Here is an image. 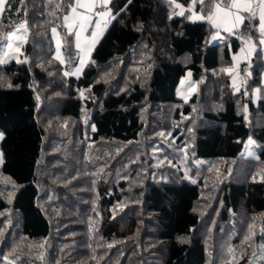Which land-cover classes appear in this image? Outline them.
<instances>
[{"label":"trees","instance_id":"obj_1","mask_svg":"<svg viewBox=\"0 0 264 264\" xmlns=\"http://www.w3.org/2000/svg\"><path fill=\"white\" fill-rule=\"evenodd\" d=\"M74 3L25 0L0 18V37L27 26V62L0 65V264H264L259 50L234 91L224 70L236 35L212 42L207 21L168 0H112L116 18L82 75L64 76L77 60L64 27ZM53 27L66 67L53 58ZM187 72L195 91L182 100ZM249 137L259 149L244 159Z\"/></svg>","mask_w":264,"mask_h":264},{"label":"snow or ice","instance_id":"obj_2","mask_svg":"<svg viewBox=\"0 0 264 264\" xmlns=\"http://www.w3.org/2000/svg\"><path fill=\"white\" fill-rule=\"evenodd\" d=\"M15 2L19 5V7H13L14 0H0V18H2L5 12L9 13L11 16L12 13L19 15L20 12L23 10V6L25 4V0H15ZM54 0H49V3H53ZM112 0H88L87 3L82 2V0H76L75 6H71V15L64 16V26L68 29V35H75L76 39V47L78 50H84L81 48V34L88 30L89 24L92 22V16L97 15L102 18H107L104 20V25L106 26L111 19L116 18V14H113L111 8H109V4ZM198 2L207 7L206 0H198ZM169 3L176 9H180L176 15H184L185 11L192 12L193 6L197 3V0H192V5H189L187 8L181 6L180 3H177L176 0H169ZM211 3L214 6V10L208 12L205 15H193L190 17L196 20H207V22L215 29H217L216 35H219V31L222 29L223 31L227 32L229 35H236L237 38L241 39L244 44L247 45V55L251 56V54L257 50V44L254 41H258L259 45H264V0H211ZM56 9L61 7L60 4L55 5ZM100 8L102 11L95 12L94 9ZM78 9H84L83 13L78 12ZM247 13V15H243ZM53 15L55 13H52ZM259 20V24H253V21ZM79 26V30L73 32L76 26ZM249 25H252L251 33L247 36H244L242 33V29L248 28ZM100 22H96L95 28H100ZM53 36L57 35V28L53 27L51 29ZM27 33V26L26 22L19 23L18 26L15 27L14 30L6 31V34L3 37H0V53H3V49L7 47L8 49H13L15 52H19L20 48L23 46L22 43H13V40L22 41L24 35ZM97 36V32L93 30L91 32L90 43L94 45L96 43L95 37ZM215 38V36H214ZM57 47V59L60 58V49H61V42L59 39L56 41ZM88 45H85L87 48ZM241 51L243 52L244 49L242 48ZM7 56L8 58L5 59L4 57ZM15 58L17 63H26L27 61L19 60L15 56H10L8 53H3L0 56V65L7 63L10 59ZM234 59L236 57L234 56ZM63 62V61H61ZM85 61L83 58H80V65L79 67L75 68L76 73H80L84 66ZM231 73L233 69H225ZM65 75H69L68 72H65ZM11 87V85H9ZM233 87L236 88L235 81L233 82ZM238 91L239 89L236 88ZM83 96V93H81ZM247 119V117H245ZM95 130V129H93ZM164 134L161 133V136ZM0 139H3V134L0 133ZM254 143L251 139L249 140V144ZM0 163H2V159H0ZM10 182V181H9ZM195 182V181H193ZM2 215V213H0ZM255 225H249V234L245 237V242L250 241L254 236V229ZM2 235V233H0ZM264 235V232H262ZM112 247V245H109ZM261 253L259 259L264 261V244L261 246ZM14 252L16 250H13ZM228 253L233 256L235 259V253L232 248H228ZM256 253L254 252L253 255ZM42 258V257H41ZM231 264V262H228ZM249 264H253L252 261H249Z\"/></svg>","mask_w":264,"mask_h":264},{"label":"rangeland","instance_id":"obj_3","mask_svg":"<svg viewBox=\"0 0 264 264\" xmlns=\"http://www.w3.org/2000/svg\"><path fill=\"white\" fill-rule=\"evenodd\" d=\"M111 21H112V19H111ZM111 21H110V23H111ZM110 23L106 25L105 30H104L103 34L101 35V37L104 35V33L106 32V30L108 29ZM89 28H90V26L88 27V30H89ZM14 29H15V27L12 28L11 30H14ZM65 29L68 32L67 27H65ZM88 30L86 31V33H88ZM73 32H75V31H73ZM82 35H83V32H82ZM72 37H73V45H74L73 48L76 50V53H75V56H76V59H77L76 60V64L74 66H72V67L69 66V68L66 67V65L70 62L71 57H68V56L66 57V55L64 53V50H63V47H62L63 46V41L61 39V35H60V32H59V29L58 28H57V35L55 37L53 36V33L51 31V42H52L53 58L56 60V62L59 65H61L62 67H66V68H63L62 75L67 76V75H65V72H68L69 73V76H72L74 78H78V77H80L82 75L85 67L90 62L92 52H93L94 48L97 46V44L100 41L101 37H97L96 38V43L94 45H91V43H90V37H91V35L88 36L86 34L85 40L81 36V40H80L81 48L84 49V50H78L77 49L75 35L72 34ZM57 39H59L60 42H61L60 58L59 59L56 58L57 57V47H56V41H57ZM26 40H27V33L24 35L22 41H16L14 39L13 40V43H18L19 42V43H22L23 46H24ZM85 45H88V47L85 48ZM23 46L20 48L19 52H15L13 49H8L7 47H5L3 49V53H8L10 56H15L19 60L24 61V57H23ZM3 53H0V56H2ZM4 58L7 59L8 57L5 56ZM80 58H83V60L85 61V63H84V66L82 68V71L80 73H76L75 72V68L76 67H79V65H80ZM9 61H15V62H17L15 58L10 59ZM61 61H63V62H61ZM230 69H233V71L231 73L227 72L228 75H229V77H230V81L232 82V85H233V82L235 81L236 88L239 89L240 88L241 81H242V78L239 77V68H238V65L236 63H232V67ZM236 88H234V91H237ZM194 91H195V83L191 80L190 73L187 72L185 74V76H183L181 78V80H180V82L178 84V87L176 89V97L179 98V99H182V100H188L189 97L191 96V94ZM258 99L259 98L255 95L254 98H253V101H257ZM250 139L254 143L249 144V140ZM258 149H259V145L256 144V142L253 140V138L249 137L245 141V143H244L243 150H242V153H241V157L244 158V159L245 158H255ZM0 159H2L1 151H0ZM0 166H1V163H0ZM254 264H257V263H254Z\"/></svg>","mask_w":264,"mask_h":264},{"label":"crops","instance_id":"obj_4","mask_svg":"<svg viewBox=\"0 0 264 264\" xmlns=\"http://www.w3.org/2000/svg\"><path fill=\"white\" fill-rule=\"evenodd\" d=\"M169 1V0H168ZM207 2H210V9L208 11H204L203 7L200 6L199 9H197V6L198 5H201L198 0H197V3L193 6V11L192 12H188V11H185L184 15L185 17H187V19L191 22H203V21H207L206 19L205 20H196V19H192L190 17H193V15H207L208 12L210 11H213L214 10V6L213 4L211 3V0H206ZM82 2L84 3H87L88 0H82ZM177 3H180L182 7L184 8H187L189 5H192V0H176ZM76 4V0H75V3L73 6H75ZM175 9V12L178 13L180 11V9ZM85 10L84 9H78V12H81L83 13ZM95 12H100L99 8H96L94 9ZM67 15H71V10L70 12L67 14ZM243 15H247V13H244ZM179 16H182V15H179ZM107 19V18H102L100 16H97V15H94L92 16V22L89 24L90 28L88 30V33L83 32V35L81 34L82 38L85 40V36L86 34L88 36L91 35V32L93 30H95L97 32V36L95 37V39L97 37H101V35L103 34L104 30H105V25H104V20ZM100 22L101 24V27L100 28H95V24L96 22ZM111 21V20H110ZM257 25L259 24V20L257 19ZM110 22H108L107 24H109ZM88 26V27H89ZM213 28V27H212ZM215 30V34L213 35L212 37V42H215V43H220L222 42L223 40H225L227 37L229 36H235V35H229L227 32L223 31L222 29L219 31V35L217 36L216 33H217V29L213 28ZM79 30V26L77 25L73 31H78ZM215 36V38H214ZM102 38V37H101ZM256 44H257V50H259V53H260V56H261V60H262V70H261V74H260V86L261 87H256L252 90V99L254 98V96L256 95L258 98L260 97V93H261V88H264V46L263 45H259L258 41H254ZM244 49V51L242 52L241 49ZM256 50V51H257ZM247 45L244 44L242 41H241V44H240V47L238 48V50L233 53L231 55V58H232V63H236L238 65V68L240 65L244 64L245 66H243L242 70H239V77L242 78V81H241V84H240V88H243V85L246 81L245 79V76L248 74V71H249V67H250V60L252 58V56L254 55L255 51L251 54V56H248L247 55ZM234 56L236 57V59H234ZM238 90V91H239Z\"/></svg>","mask_w":264,"mask_h":264},{"label":"built area","instance_id":"obj_5","mask_svg":"<svg viewBox=\"0 0 264 264\" xmlns=\"http://www.w3.org/2000/svg\"><path fill=\"white\" fill-rule=\"evenodd\" d=\"M100 11H102V9L99 8ZM264 46V45H263Z\"/></svg>","mask_w":264,"mask_h":264}]
</instances>
